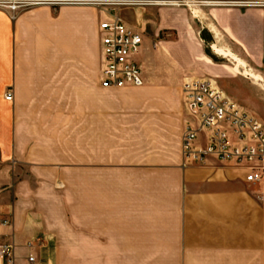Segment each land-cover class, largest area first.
I'll use <instances>...</instances> for the list:
<instances>
[{
  "label": "crops",
  "instance_id": "obj_1",
  "mask_svg": "<svg viewBox=\"0 0 264 264\" xmlns=\"http://www.w3.org/2000/svg\"><path fill=\"white\" fill-rule=\"evenodd\" d=\"M63 1L76 3L0 9V246L11 248L0 264H59L69 214L72 246L101 248L106 263L114 253L119 264H264V182L213 157L185 163L182 152L184 83L209 80L246 111L227 71L217 81L200 67L195 46L209 29L191 3L218 30L219 5L264 0H128L152 2L120 11L143 32L145 86L117 91L101 87L107 16L90 3L122 0Z\"/></svg>",
  "mask_w": 264,
  "mask_h": 264
},
{
  "label": "built area",
  "instance_id": "obj_2",
  "mask_svg": "<svg viewBox=\"0 0 264 264\" xmlns=\"http://www.w3.org/2000/svg\"><path fill=\"white\" fill-rule=\"evenodd\" d=\"M76 1L63 0H0V9L13 14L40 6H60ZM89 3V2H88ZM90 4L106 13L99 26L102 47L101 87L123 90L145 86L142 69L135 57L143 45V32L131 29L119 12L121 7L150 5V1H92ZM184 105L191 120L182 137L185 163L203 164L213 157L245 172L248 183L264 182V125L248 112L231 103L209 80L183 84ZM13 91L6 95L12 101ZM201 134L207 135L203 148L196 146ZM0 189V214L1 196ZM11 248L0 246V257H11ZM30 264H36L29 257Z\"/></svg>",
  "mask_w": 264,
  "mask_h": 264
},
{
  "label": "rangeland",
  "instance_id": "obj_3",
  "mask_svg": "<svg viewBox=\"0 0 264 264\" xmlns=\"http://www.w3.org/2000/svg\"><path fill=\"white\" fill-rule=\"evenodd\" d=\"M202 3H198V6L203 5ZM147 6L149 5L121 7L120 10L144 9ZM219 6H221L220 9L225 11L222 21L218 24L219 31L214 28L210 18L201 16L200 9L198 7L196 9L197 12L194 16L197 19L203 17V22L201 24L197 23L199 29L206 26L209 29H200L201 32L198 36L200 43L195 46V50L200 53V55H197V61L201 68L213 73V76L211 75L209 78L214 80L218 81L214 75H225L222 70L227 71L229 78L232 79L230 87L233 95L238 99L237 101L264 125V3L249 6L243 4V2H229ZM231 9L239 12L234 21L227 16L230 14H227L226 11ZM249 13H252L250 19ZM210 31H214L215 35ZM213 45L222 49L224 53L229 54L232 58L237 57V61L234 62L228 57L216 56L212 50ZM203 49L213 59L214 64L211 61L207 62L209 64L205 62L207 60L202 55ZM251 75L261 78L262 82L253 79ZM59 187L65 188L64 185H59ZM69 203L70 201H64L63 207L67 211H70ZM64 219L63 242L62 246L58 248L59 264H119V262H114L119 259L118 255L114 253L111 255L113 262H104L107 257L104 258V250L101 248L93 250L86 247H73L70 214Z\"/></svg>",
  "mask_w": 264,
  "mask_h": 264
},
{
  "label": "bare ground",
  "instance_id": "obj_4",
  "mask_svg": "<svg viewBox=\"0 0 264 264\" xmlns=\"http://www.w3.org/2000/svg\"><path fill=\"white\" fill-rule=\"evenodd\" d=\"M191 5H192V7H194V8L199 7L198 4H197V2H196V3H191ZM213 51H214V53H215L216 55H218V56H222L223 58H227V57H228V58L232 59L234 62L237 61V60H236L237 57H236V58H232L229 54L224 53V52L222 51V49H219L218 47H213ZM240 63H241V62H240ZM251 77H252L253 79L259 81V82H262V79H261V78H258L257 76L254 77V76L251 75Z\"/></svg>",
  "mask_w": 264,
  "mask_h": 264
}]
</instances>
